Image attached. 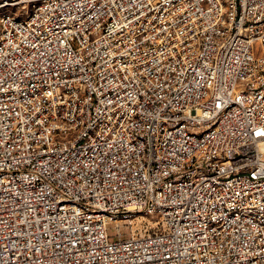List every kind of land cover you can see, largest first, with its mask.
Masks as SVG:
<instances>
[{
    "label": "built area",
    "instance_id": "built-area-1",
    "mask_svg": "<svg viewBox=\"0 0 264 264\" xmlns=\"http://www.w3.org/2000/svg\"><path fill=\"white\" fill-rule=\"evenodd\" d=\"M0 264H264V0H0Z\"/></svg>",
    "mask_w": 264,
    "mask_h": 264
},
{
    "label": "rangeland",
    "instance_id": "rangeland-1",
    "mask_svg": "<svg viewBox=\"0 0 264 264\" xmlns=\"http://www.w3.org/2000/svg\"><path fill=\"white\" fill-rule=\"evenodd\" d=\"M158 219L155 216H145L143 214H138L136 220L130 222H122L120 224V233L124 238H130L132 235H143L146 230L151 229L156 226ZM114 226L110 228L111 236L117 233Z\"/></svg>",
    "mask_w": 264,
    "mask_h": 264
}]
</instances>
